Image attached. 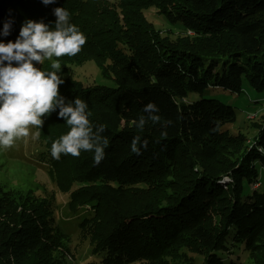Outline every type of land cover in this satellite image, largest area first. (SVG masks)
I'll return each mask as SVG.
<instances>
[{
    "label": "trees",
    "instance_id": "1",
    "mask_svg": "<svg viewBox=\"0 0 264 264\" xmlns=\"http://www.w3.org/2000/svg\"><path fill=\"white\" fill-rule=\"evenodd\" d=\"M116 5L0 0V33L12 21L0 42H15L25 20L54 27L57 7L70 13V23L86 37L76 55L62 58L59 94L66 102L84 101L90 126H103L109 143L99 165L90 151L61 154L52 161L51 177L68 195L73 215L77 207L91 206L80 229L85 236L92 230V254L101 255L102 264H199L189 253L203 264H240L237 258L226 260L233 246H243L263 264L264 188L253 185L264 186V117L254 124L256 142L248 147L247 136L227 129L237 121L233 107L189 97L210 87L240 94L244 80L264 92V0H118ZM150 8L185 35L162 34L144 17ZM90 59L113 79L114 88L63 78L68 65ZM149 103L159 109L160 120H148L140 130L134 122L147 117L143 109ZM58 112L42 117L38 129L48 150L70 130ZM135 136L144 145H138L140 154L131 151ZM225 177L231 183L223 187L218 182ZM51 202L31 190L0 191V264H70L68 236L56 224Z\"/></svg>",
    "mask_w": 264,
    "mask_h": 264
},
{
    "label": "clouds",
    "instance_id": "2",
    "mask_svg": "<svg viewBox=\"0 0 264 264\" xmlns=\"http://www.w3.org/2000/svg\"><path fill=\"white\" fill-rule=\"evenodd\" d=\"M55 2L42 0L45 6ZM53 15L54 27L43 20H25L15 42H0V149H9L17 140L28 138L30 128L41 129L42 117L59 109L58 116L70 130L52 143L51 156L59 160L61 154L79 157L81 150L90 151L94 153V163L99 165L109 143L102 135L104 127L93 130L86 113L87 104L80 98L66 102L59 94V86L64 83L57 74L61 70L59 58L76 55L86 37L70 23V13L64 7L53 9ZM11 27V20L5 22L0 35L7 37ZM45 60L52 61L51 68L55 71L45 72L34 66L33 62L43 65ZM143 111L148 115L134 122L138 129L143 130L148 120L159 122L156 105L149 103ZM39 137V130L31 133L33 140ZM138 145L144 146L141 138L135 136L130 146L133 153L140 154Z\"/></svg>",
    "mask_w": 264,
    "mask_h": 264
},
{
    "label": "rangeland",
    "instance_id": "3",
    "mask_svg": "<svg viewBox=\"0 0 264 264\" xmlns=\"http://www.w3.org/2000/svg\"><path fill=\"white\" fill-rule=\"evenodd\" d=\"M116 5L118 0H109ZM117 6V5H116ZM118 12L120 10L117 7ZM144 17L155 26V28L172 39L182 37L185 30L179 25H170L163 16L158 13L155 8H150L144 12ZM170 32L174 34H169ZM192 38L193 34L188 32ZM62 57L59 62H62ZM56 60V57L52 58ZM37 69L42 71L50 70L52 61L45 60L43 65L33 62ZM70 67L69 75H63L64 79L71 76L76 81L81 82L85 87L104 86L114 88L115 82L111 77L105 76L101 67L93 60H87L85 63ZM52 71H55L52 69ZM58 74V73H57ZM199 99H214L229 105L235 109L237 114V121L233 125H229L227 129L233 135L239 132L248 137L246 145L253 146L256 142L255 123H261L264 117V92L259 93L253 90L248 82L244 80L243 91L240 94L232 93L222 88L210 87L203 94H191L190 101ZM38 131L37 128H30V135L28 138L17 140L9 149H0V191H8V193H15L23 195L31 190L40 198H47L52 200L51 206L53 208V218L61 231L68 236L69 254L67 260L70 264H102L101 255L94 256L92 254V247L90 245L89 236L91 231L82 233L80 229V222L89 216L92 208L90 205L77 207V215L71 213L67 203L69 197L67 194L60 192L55 178L51 177L52 161L55 159L51 156V149L48 150L46 142L39 139L33 140L31 133ZM57 179V178H56ZM219 185L223 186L220 181ZM227 184V183H226ZM255 189L262 190L263 184L256 183L253 185ZM78 187V186H77ZM75 189V188H73ZM77 189V188H76ZM73 191V190H71ZM249 197V196H248ZM88 236V237H87ZM234 253L230 255L229 261H240V264H261L254 261L253 256L243 249V246L238 249L233 246ZM194 256L197 263L203 264V258L197 255ZM226 258V256H224ZM264 261V255L262 256ZM264 264V263H263Z\"/></svg>",
    "mask_w": 264,
    "mask_h": 264
},
{
    "label": "bare ground",
    "instance_id": "4",
    "mask_svg": "<svg viewBox=\"0 0 264 264\" xmlns=\"http://www.w3.org/2000/svg\"><path fill=\"white\" fill-rule=\"evenodd\" d=\"M250 147H252V146H250ZM220 183L222 185H224V184L226 185V183L229 184V183H231V179H230V177H225L222 181H220Z\"/></svg>",
    "mask_w": 264,
    "mask_h": 264
}]
</instances>
